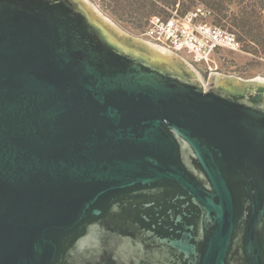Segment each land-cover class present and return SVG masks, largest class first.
<instances>
[{
    "label": "water",
    "instance_id": "water-1",
    "mask_svg": "<svg viewBox=\"0 0 264 264\" xmlns=\"http://www.w3.org/2000/svg\"><path fill=\"white\" fill-rule=\"evenodd\" d=\"M130 226L131 263L154 237L264 264V78L206 85L87 0H0V264H83Z\"/></svg>",
    "mask_w": 264,
    "mask_h": 264
},
{
    "label": "rangeland",
    "instance_id": "rangeland-1",
    "mask_svg": "<svg viewBox=\"0 0 264 264\" xmlns=\"http://www.w3.org/2000/svg\"><path fill=\"white\" fill-rule=\"evenodd\" d=\"M87 1L121 32L147 43L149 42L143 38L142 33L151 17L168 16L169 11L175 9L184 15L194 8L204 7L211 11L210 23L234 34L242 45L238 52H225L223 55L215 56L211 73L220 72L223 76L235 77L243 81L257 77L264 78V10L263 8L261 10L260 6L248 4L250 7L246 11L243 8L246 5L240 7L234 2L219 9L206 3L188 0H176L172 3L158 0ZM257 14L259 19L255 18ZM246 17L249 20L244 21ZM181 60L190 66L186 61ZM190 68L198 74L199 71L195 66Z\"/></svg>",
    "mask_w": 264,
    "mask_h": 264
},
{
    "label": "built area",
    "instance_id": "built-area-1",
    "mask_svg": "<svg viewBox=\"0 0 264 264\" xmlns=\"http://www.w3.org/2000/svg\"><path fill=\"white\" fill-rule=\"evenodd\" d=\"M210 16L211 11L204 7L194 8L184 15L175 9L169 11L168 16L151 17L142 36L198 71L211 73L215 56L238 52L242 45L234 34L210 23Z\"/></svg>",
    "mask_w": 264,
    "mask_h": 264
},
{
    "label": "flooded vegetation",
    "instance_id": "flooded-vegetation-1",
    "mask_svg": "<svg viewBox=\"0 0 264 264\" xmlns=\"http://www.w3.org/2000/svg\"><path fill=\"white\" fill-rule=\"evenodd\" d=\"M184 63V62H183ZM218 68H216L217 70ZM215 70V71H216ZM218 71V70H217ZM220 72H198L199 77L203 80V82L208 85L212 83L216 76H218ZM160 220L155 219L151 220V226H156V233L158 236H162L161 234L169 233L167 229L163 230V228L159 225ZM194 221H188L189 225H193ZM133 224H137L134 222ZM131 227V226H130ZM136 228H127V231L124 229V233H129L133 235H126L124 238L125 241H119L121 243H118L116 245H113V242L111 241L113 239V236L108 238L107 247L108 249L105 251H102L95 256L87 255L86 258L83 259V264H139L138 262H132L130 261V254L132 252V244L133 240L130 239H136ZM128 238V240H126ZM154 237L144 240H140V245L143 246L142 250H144V255H150L149 258H142V261L140 264H194V261H192L193 258L185 260L184 256L177 255L173 251H168V253H164L166 251L163 250V246H158L156 244H150V240L153 242ZM111 241V244H109ZM201 243L197 244L198 252L201 255ZM115 249H114V248ZM141 250V251H142Z\"/></svg>",
    "mask_w": 264,
    "mask_h": 264
},
{
    "label": "trees",
    "instance_id": "trees-1",
    "mask_svg": "<svg viewBox=\"0 0 264 264\" xmlns=\"http://www.w3.org/2000/svg\"><path fill=\"white\" fill-rule=\"evenodd\" d=\"M158 1H164V2H168L170 1V3L176 1V0H158ZM191 2H201V3H206L209 4L213 7H218L223 8L225 5H230L233 2L238 4L240 7L246 5V7H243L246 11L247 9L250 7L248 4H253V6H260V9L264 10V0H188ZM174 7V4H172ZM254 13L256 14V12L254 11ZM258 17V14L255 16V18ZM246 19H248V17L245 18L244 21H246ZM259 19V18H257ZM249 20V19H248ZM260 23V22H259Z\"/></svg>",
    "mask_w": 264,
    "mask_h": 264
}]
</instances>
